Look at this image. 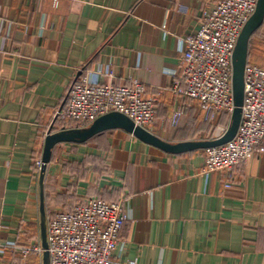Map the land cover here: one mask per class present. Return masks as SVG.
Segmentation results:
<instances>
[{
    "label": "crops",
    "instance_id": "obj_1",
    "mask_svg": "<svg viewBox=\"0 0 264 264\" xmlns=\"http://www.w3.org/2000/svg\"><path fill=\"white\" fill-rule=\"evenodd\" d=\"M217 1L0 0V243L40 242L35 161L51 129L73 127H59L57 111L82 77L139 80L157 103L149 130L169 142L218 137L208 134L200 103L174 91L183 40ZM253 49L250 64L264 68V44ZM204 159L205 149L165 152L122 128L58 143L47 210L71 211L89 197L122 201L129 217L112 264H264V153L208 176ZM9 254L0 261L10 264Z\"/></svg>",
    "mask_w": 264,
    "mask_h": 264
},
{
    "label": "built area",
    "instance_id": "obj_2",
    "mask_svg": "<svg viewBox=\"0 0 264 264\" xmlns=\"http://www.w3.org/2000/svg\"><path fill=\"white\" fill-rule=\"evenodd\" d=\"M257 4L258 0H218L202 12L198 31L183 40L182 74L174 91L198 101L208 121L216 122L222 111L227 110L228 127L231 124L235 108L233 55ZM181 82L184 89L179 87ZM156 108V99L145 96V86L139 80H134L132 85H116L82 77L71 86L67 104L57 115L75 122L77 128H86L102 115L120 112L136 125L149 129ZM182 116V110L174 111L171 123L177 125ZM258 153H264V68L248 63L238 130L228 142L205 149L202 172L207 176L229 172ZM41 165L39 158L35 161L38 172ZM232 186L231 181L224 183L225 188ZM128 217L122 201L98 197L79 201L71 211L48 215L50 264H112L113 252L123 242L120 232ZM8 253L20 255V261L14 258L10 264H29L32 254L41 258L43 248L40 242L0 243V256ZM0 264L5 263L0 261Z\"/></svg>",
    "mask_w": 264,
    "mask_h": 264
},
{
    "label": "water",
    "instance_id": "obj_3",
    "mask_svg": "<svg viewBox=\"0 0 264 264\" xmlns=\"http://www.w3.org/2000/svg\"><path fill=\"white\" fill-rule=\"evenodd\" d=\"M263 22L264 0H258L256 11L243 28L234 51L232 84L235 108L231 116L232 120L230 126L220 137L215 139L190 140L172 143L156 135L151 130L143 126L136 125L132 119L120 112H110L102 115L86 128L70 127L55 132L51 129L48 132L44 141L42 165L38 176L40 215L39 238L43 248L41 256L42 264H50L45 181L48 164L50 163L55 146L58 143L64 142L83 143L94 136L113 128H122L133 134L139 140L169 153H183L197 149H206L228 142L235 136L242 118V105L244 102V74L246 65L248 64L250 41L255 31L262 26Z\"/></svg>",
    "mask_w": 264,
    "mask_h": 264
},
{
    "label": "trees",
    "instance_id": "obj_4",
    "mask_svg": "<svg viewBox=\"0 0 264 264\" xmlns=\"http://www.w3.org/2000/svg\"><path fill=\"white\" fill-rule=\"evenodd\" d=\"M260 29V28H259ZM259 29L258 30H256L255 31V33L253 34V36H252V42H253V45H252V48H251V52L252 53H250L249 54V60H248V63H255L254 62V53H256L255 51H254V49H253V47H254V43H257V42H260V43H262V44H264V33H260V31H259ZM259 31V32H258ZM253 50V51H252ZM256 64V63H255ZM229 121H230V113L227 111V110H225V111H222V113L220 114V118L216 121V122H211V121H206L205 123L208 125V129L210 130V132H208V134L210 135V137H212L213 138V136L214 135H217V136H219V135H221L224 131H225V129L228 127V125H229ZM66 125V124H68V126H72L73 125V127H75L76 126V123L75 122H73V121H71V120H64V121H62L60 124H59V127L60 126H62V125ZM193 125L194 126H196V128H197V124L195 125L194 123H193ZM103 133V132H102ZM102 133H100V134H98V135H96V136H94L92 139H90V140H94L96 137H98V136H100ZM190 140H193V139H189V141ZM86 142V141H85ZM39 154H41V151L38 153V155ZM37 155V156H38ZM41 156V155H40ZM34 168L37 170V172H38V169H37V167L34 165ZM102 199V198H101ZM78 202H76V204H77ZM62 211H64V210H62ZM67 211V210H66ZM69 211V210H68ZM67 211V212H68ZM47 212H48V215L50 216V215H52L54 212H50V211H48L47 210ZM34 237H36V238H39V234L38 233H36V235H34ZM34 244H36V243H34ZM9 254V253H8ZM7 254V255H8ZM10 255V254H9ZM14 258H17L18 259V261H20V256H14V254L12 255V257H11V260L12 259H14ZM28 261H29V264H39L40 263V261H41V258L38 256V255H34V254H32L31 256H30V258L28 259Z\"/></svg>",
    "mask_w": 264,
    "mask_h": 264
}]
</instances>
